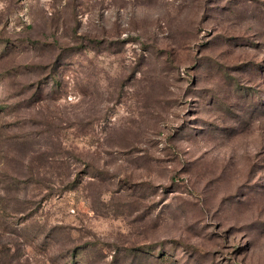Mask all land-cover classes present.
<instances>
[{
	"label": "rangeland",
	"instance_id": "rangeland-1",
	"mask_svg": "<svg viewBox=\"0 0 264 264\" xmlns=\"http://www.w3.org/2000/svg\"><path fill=\"white\" fill-rule=\"evenodd\" d=\"M0 252L264 264V0H0Z\"/></svg>",
	"mask_w": 264,
	"mask_h": 264
},
{
	"label": "trees",
	"instance_id": "trees-1",
	"mask_svg": "<svg viewBox=\"0 0 264 264\" xmlns=\"http://www.w3.org/2000/svg\"><path fill=\"white\" fill-rule=\"evenodd\" d=\"M5 253V252H4ZM0 254H1V252H0ZM6 255V254H5ZM7 256V255H6ZM2 262V259L0 258V263Z\"/></svg>",
	"mask_w": 264,
	"mask_h": 264
}]
</instances>
